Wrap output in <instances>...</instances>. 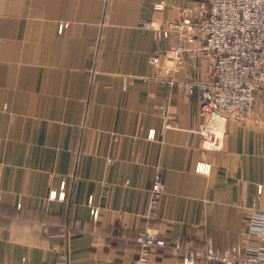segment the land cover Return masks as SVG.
Listing matches in <instances>:
<instances>
[{
	"label": "crops",
	"instance_id": "crops-1",
	"mask_svg": "<svg viewBox=\"0 0 264 264\" xmlns=\"http://www.w3.org/2000/svg\"><path fill=\"white\" fill-rule=\"evenodd\" d=\"M198 2L0 0V264H131L147 228L171 247L264 244L248 221L264 210V95L221 150H204L198 91L185 96L150 63L179 37L140 28ZM206 76L202 55L184 53L176 78ZM150 264L183 262L162 249Z\"/></svg>",
	"mask_w": 264,
	"mask_h": 264
},
{
	"label": "built area",
	"instance_id": "built-area-1",
	"mask_svg": "<svg viewBox=\"0 0 264 264\" xmlns=\"http://www.w3.org/2000/svg\"><path fill=\"white\" fill-rule=\"evenodd\" d=\"M156 9H162L157 4ZM143 30L154 29L156 39L177 34L180 43L165 55L151 57L150 63L164 71L162 82L177 85L185 96L198 91L200 116L203 123L198 133L202 148L218 151L223 148L227 126L244 122L252 116L258 92L264 93V0H199L194 7L183 8L177 21L165 26L141 22ZM202 41L200 48L193 47ZM200 53L207 76L204 80H178L176 72L183 63V54ZM155 138V133L150 134ZM197 172L208 174L211 165L200 162ZM165 194L163 176L158 174L151 188V217ZM258 194L264 197V186ZM51 198H60L53 192ZM93 198L89 202L92 205ZM1 202V198H0ZM94 219L99 210L93 208ZM253 234L264 240V210L256 211L249 219ZM139 247V257L131 264H150L156 251L170 249L183 264H198L205 261L214 264H264V244L257 247H234L228 251L208 245L203 249L171 247L164 236L151 228L139 232L134 238Z\"/></svg>",
	"mask_w": 264,
	"mask_h": 264
},
{
	"label": "rangeland",
	"instance_id": "rangeland-1",
	"mask_svg": "<svg viewBox=\"0 0 264 264\" xmlns=\"http://www.w3.org/2000/svg\"><path fill=\"white\" fill-rule=\"evenodd\" d=\"M261 94L264 95L263 92H260V91H259L258 94H257V100H256L255 104L258 103V102L260 101V98H261V97H260V98H258V97L261 96ZM254 109H255V107H254ZM253 114H254V112H253ZM253 114H252V115H253ZM250 117H251V116H250ZM250 117H249V118H250ZM247 119H248V118H247ZM0 198H1V197H0Z\"/></svg>",
	"mask_w": 264,
	"mask_h": 264
}]
</instances>
